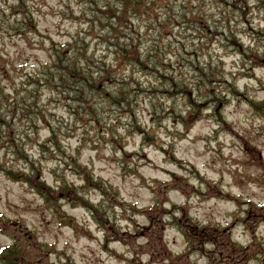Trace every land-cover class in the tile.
Masks as SVG:
<instances>
[{
  "label": "clouds",
  "instance_id": "9594fccd",
  "mask_svg": "<svg viewBox=\"0 0 264 264\" xmlns=\"http://www.w3.org/2000/svg\"><path fill=\"white\" fill-rule=\"evenodd\" d=\"M0 264H264V0H0Z\"/></svg>",
  "mask_w": 264,
  "mask_h": 264
}]
</instances>
